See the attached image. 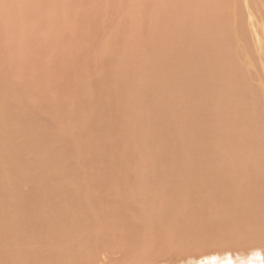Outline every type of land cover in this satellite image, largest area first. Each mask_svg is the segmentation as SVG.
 I'll list each match as a JSON object with an SVG mask.
<instances>
[{
    "label": "rangeland",
    "instance_id": "rangeland-1",
    "mask_svg": "<svg viewBox=\"0 0 264 264\" xmlns=\"http://www.w3.org/2000/svg\"><path fill=\"white\" fill-rule=\"evenodd\" d=\"M263 65L264 0H0V264H264Z\"/></svg>",
    "mask_w": 264,
    "mask_h": 264
},
{
    "label": "bare ground",
    "instance_id": "bare-ground-1",
    "mask_svg": "<svg viewBox=\"0 0 264 264\" xmlns=\"http://www.w3.org/2000/svg\"><path fill=\"white\" fill-rule=\"evenodd\" d=\"M194 11V10H193ZM261 28V27H260ZM257 40V39H256ZM94 42H96L95 40H94ZM127 57V56H126ZM262 67V69H263V67H264V65L263 66H261ZM257 78H260V77H257ZM29 102V101H28ZM28 105H29V103H28ZM44 105V104H43ZM225 118H227V117H225ZM226 121V120H225ZM229 121V120H228ZM231 121V120H230ZM259 122L264 126V119H262V118H260L259 119ZM253 123H254V121H253ZM236 126V125H235ZM225 127V126H224ZM254 129V128H253ZM227 131V130H226ZM244 131V130H243ZM253 132V131H252ZM24 134V133H23ZM32 134V133H31ZM256 134V133H255ZM244 135V134H243ZM226 136V135H225ZM241 140V139H240ZM240 142V141H239ZM242 142V141H241ZM261 143H262V140H261V138L260 137H258V144H260L261 145ZM263 144V143H262ZM241 145V144H240ZM245 145V144H244ZM262 146V145H261ZM260 146V147H261ZM257 147V146H256ZM263 147V146H262ZM264 148V147H263ZM249 149V148H248ZM256 149V148H255ZM258 150V149H257ZM261 150V149H260ZM262 151V150H261ZM246 152V151H245ZM262 154V153H261ZM264 156V155H263ZM262 157V156H261ZM263 158V157H262ZM214 161V160H213ZM227 162V161H226ZM229 163V162H228ZM232 163V162H231ZM246 163V162H245ZM237 164V163H236ZM235 164V165H236ZM252 164V163H251ZM232 165H234V164H232ZM227 166V165H226ZM246 166V165H245ZM244 166V167H245ZM249 166V165H248ZM219 167V166H218ZM249 168V167H248ZM236 170V169H235ZM245 170V169H244ZM135 172V171H134ZM237 172V171H236ZM256 172V171H255ZM226 173V172H225ZM241 173H243V174H245V172H241ZM239 175V174H238ZM254 175V174H253ZM234 176V175H233ZM144 177V176H143ZM227 177V176H226ZM241 177H244V176H242L241 175ZM253 177V176H252ZM255 177V176H254ZM237 178V177H236ZM240 178V177H239ZM22 179V178H21ZM238 179V178H237ZM255 179V178H254ZM253 180V179H252ZM256 180V179H255ZM237 182H235V179H234V182L236 183V184H238L239 183V180H236ZM241 181V180H240ZM243 181H245V180H243ZM226 182V181H225ZM148 183V182H147ZM245 183V182H244ZM246 184V183H245ZM239 185V184H238ZM241 185V184H240ZM257 185H259V186H261V187H263L264 188V177L263 176H258V179L256 180V186ZM241 187V186H240ZM245 188V187H244ZM228 189V188H227ZM256 189V188H255ZM257 189H259L258 187H257ZM132 190V189H131ZM261 190V189H260ZM257 191H259V190H257ZM261 191H263V190H261ZM261 191H259L258 193H260ZM105 192H107V191H105ZM109 192V191H108ZM239 192V191H238ZM241 192V191H240ZM246 193V192H245ZM253 193L255 194V191H252V195H253ZM258 193H256V195H259V196H262V197H260V199H258L257 201H259L260 200V202H261V206L260 207H264V194H258ZM126 194V193H125ZM248 194H251V192H249ZM124 195V194H123ZM122 195V196H123ZM117 196V195H116ZM233 196V195H232ZM246 196H248V195H246ZM258 197V196H257ZM122 199H123V197H122ZM233 199V198H232ZM235 200V199H234ZM219 201H221V200H219ZM239 201V200H238ZM229 202V200L227 201V203ZM231 202V201H230ZM249 202V201H248ZM259 202V203H260ZM225 203V202H224ZM226 203V204H227ZM234 203H235V201H234ZM251 203V202H250ZM258 203V202H257ZM232 205H233V201H232V203H231ZM242 204H243V202H242ZM252 204V203H251ZM232 205H230V207L232 206ZM218 206H220V205H218ZM217 206V207H218ZM249 206H251V205H249ZM197 207V206H196ZM228 207H229V205H228ZM213 208V207H212ZM234 209L233 210H235V207H233ZM259 208V207H258ZM117 209V208H116ZM173 210V209H172ZM207 209H204V211H206ZM254 210V209H253ZM109 211V210H108ZM174 211V210H173ZM203 211V212H204ZM229 212V211H228ZM234 212V211H233ZM260 212V211H259ZM170 213V212H169ZM174 213V212H173ZM262 213V212H261ZM204 214H205V212H204ZM203 214V215H204ZM214 214V213H213ZM92 216V215H91ZM129 216V215H128ZM229 216V215H228ZM237 216V215H236ZM160 218V217H159ZM174 218V217H173ZM208 218V217H207ZM229 218V217H228ZM162 220V219H161ZM218 221V220H217ZM232 221V220H231ZM230 221V222H231ZM256 221V220H255ZM93 222V221H92ZM262 222V221H261ZM260 222V223H261ZM94 223V222H93ZM92 223V224H93ZM237 223V222H236ZM264 225V224H263ZM78 228H79V226H78ZM81 228V227H80ZM83 228V227H82ZM175 228V227H174ZM12 229V228H11ZM80 230V229H79ZM100 230L102 231V229L100 228ZM161 230H163V229H161ZM106 231H107V229H106ZM162 234V233H161ZM192 234V233H191ZM184 236V235H183ZM167 237V236H166ZM175 239V238H174ZM186 239V238H185ZM171 240V239H170ZM157 243V242H156ZM91 245V244H90ZM2 246V245H1ZM79 248V247H78ZM164 248V247H163ZM90 249V248H89ZM3 250V249H2ZM94 250H95V248H94ZM86 251V250H85ZM89 251V250H88ZM3 252V251H2ZM48 252V251H47ZM55 253V252H54ZM85 253V252H84ZM50 254V253H49ZM75 254V253H74ZM77 254V253H76ZM14 256H15V254H14ZM13 256V257H14ZM41 256V255H40ZM56 256V255H55ZM70 256V255H69ZM83 256V255H82ZM17 257V256H16ZM43 257V256H42ZM53 257V256H52ZM78 258V257H77ZM149 258V257H148ZM9 259V258H8ZM51 259V258H50ZM87 259V258H86ZM86 259H85V261H86ZM97 260V259H96ZM56 261V260H55ZM59 261H61V260H59ZM78 261V260H77ZM10 262V261H9ZM32 262H34L33 260H32ZM43 262V261H42ZM81 262V261H80ZM43 263H45V262H43ZM57 263V262H56ZM127 263V262H126ZM141 263V262H140ZM7 264V263H6ZM32 264H36V262L35 263H32ZM38 264V263H37ZM49 264H52V263H49ZM54 264H55V262H54ZM86 264V263H85ZM142 264V263H141Z\"/></svg>",
    "mask_w": 264,
    "mask_h": 264
}]
</instances>
